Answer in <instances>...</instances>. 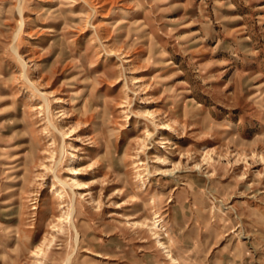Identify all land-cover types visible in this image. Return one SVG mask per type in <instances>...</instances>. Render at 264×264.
<instances>
[{"label": "rangeland", "instance_id": "1", "mask_svg": "<svg viewBox=\"0 0 264 264\" xmlns=\"http://www.w3.org/2000/svg\"><path fill=\"white\" fill-rule=\"evenodd\" d=\"M0 264H264V0H0Z\"/></svg>", "mask_w": 264, "mask_h": 264}, {"label": "bare ground", "instance_id": "2", "mask_svg": "<svg viewBox=\"0 0 264 264\" xmlns=\"http://www.w3.org/2000/svg\"><path fill=\"white\" fill-rule=\"evenodd\" d=\"M47 109V108H46ZM47 118V117H46ZM146 130V129H145ZM148 132V131H147ZM59 147H60V145H59ZM70 170H71V174H72V184H82L81 186L82 187H85V188H89L90 186V184H89V181H79V176H83V175H78L79 173H82V170H81V168L80 167H76V166H71L70 167ZM81 193V192H80ZM57 196L58 197H62V194L60 193V192H57ZM72 200V199H71ZM35 207V206H34ZM74 207L72 206V209H73ZM66 216H68V214L65 212V211H63V210H60L59 211V218H63V217H66ZM72 223V225H73V227H74V229H75V232H76V235H78L79 234V231H78V229H77V227H76V225L73 223V222H71ZM160 223V217H159V215H153V217H152V220H151V224H149L146 220H144V221H140L139 222V224L141 225V226H148L151 230H153V226H155V225H158ZM153 233L155 234L154 235V237H156L157 238V242L159 243V245L161 246V247H163V248H165V250H166V254H167V257L168 258H170L171 259V261H173L174 262V257L171 255V253H170V250H169V248L167 247L168 246V243H166V241L165 240H161V238L159 237L160 236V233L157 231V230H153ZM40 248V247H39ZM44 252V251H43Z\"/></svg>", "mask_w": 264, "mask_h": 264}]
</instances>
